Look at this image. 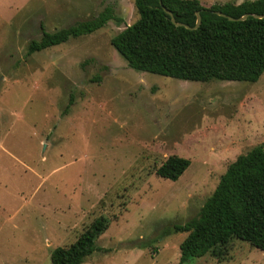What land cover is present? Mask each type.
I'll list each match as a JSON object with an SVG mask.
<instances>
[{
  "label": "rangeland",
  "instance_id": "374dc122",
  "mask_svg": "<svg viewBox=\"0 0 264 264\" xmlns=\"http://www.w3.org/2000/svg\"><path fill=\"white\" fill-rule=\"evenodd\" d=\"M106 6L121 20L28 54L43 30ZM138 18L135 0H0V264H48L100 215L109 227L82 264H178L187 232L167 228L264 143V72L194 81L130 67L111 39ZM171 155L191 161L177 180L156 173ZM224 250L185 264H264L247 241Z\"/></svg>",
  "mask_w": 264,
  "mask_h": 264
},
{
  "label": "trees",
  "instance_id": "16d2710c",
  "mask_svg": "<svg viewBox=\"0 0 264 264\" xmlns=\"http://www.w3.org/2000/svg\"><path fill=\"white\" fill-rule=\"evenodd\" d=\"M139 18L113 36L112 45L130 67L168 77L194 81L212 79L257 81L264 72V0L227 1L204 5L200 0H135ZM197 12L202 17L196 29ZM222 12L225 15L220 14ZM245 14L244 20H232ZM120 21L112 6L96 17L78 21L55 31L43 30L40 39L28 44V54L91 34L108 21ZM72 101L67 106L70 107ZM190 159L169 156L156 169L157 175L177 180ZM109 227L100 215L68 246L56 247L48 264H82L98 250L97 239ZM187 232L180 244L178 264L211 253L225 254L234 238L264 251V144L253 146L231 162L198 215L174 223L167 234Z\"/></svg>",
  "mask_w": 264,
  "mask_h": 264
},
{
  "label": "water",
  "instance_id": "95a60500",
  "mask_svg": "<svg viewBox=\"0 0 264 264\" xmlns=\"http://www.w3.org/2000/svg\"><path fill=\"white\" fill-rule=\"evenodd\" d=\"M164 10L170 15L171 21H172L174 24H176V25H183V26H185V27H187V28H193V29H196V28H198V27L200 26V24H201V22H202V17H201V14H200L199 11L197 12V21H196V24H195L194 27H191V26H189V25H187V24H185V23L177 22L176 19H175V17H174V15H173V13H172V11L169 10L168 8L164 7ZM219 13L222 14V15L227 16L226 14H224V13H222V12H219ZM248 16H249V14H245V15L240 16V17H238V18H234V17H232V16H228V17H229V19H232V20H244V19H246ZM254 16L257 17V18H262V17H264V14H254Z\"/></svg>",
  "mask_w": 264,
  "mask_h": 264
},
{
  "label": "crops",
  "instance_id": "0c3cea01",
  "mask_svg": "<svg viewBox=\"0 0 264 264\" xmlns=\"http://www.w3.org/2000/svg\"><path fill=\"white\" fill-rule=\"evenodd\" d=\"M260 144H264V143H260Z\"/></svg>",
  "mask_w": 264,
  "mask_h": 264
}]
</instances>
